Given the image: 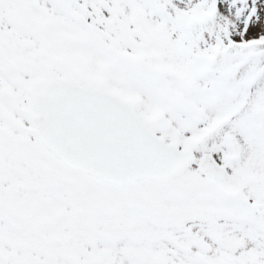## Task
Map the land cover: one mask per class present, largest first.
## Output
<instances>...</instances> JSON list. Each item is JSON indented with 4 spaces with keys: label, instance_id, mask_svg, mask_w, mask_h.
Instances as JSON below:
<instances>
[{
    "label": "snow or ice",
    "instance_id": "6c2138e0",
    "mask_svg": "<svg viewBox=\"0 0 264 264\" xmlns=\"http://www.w3.org/2000/svg\"><path fill=\"white\" fill-rule=\"evenodd\" d=\"M0 264H264V0H0Z\"/></svg>",
    "mask_w": 264,
    "mask_h": 264
}]
</instances>
